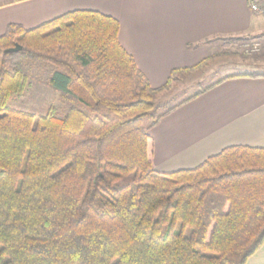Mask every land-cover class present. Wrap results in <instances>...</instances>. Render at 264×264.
Masks as SVG:
<instances>
[{"label":"trees","instance_id":"trees-1","mask_svg":"<svg viewBox=\"0 0 264 264\" xmlns=\"http://www.w3.org/2000/svg\"><path fill=\"white\" fill-rule=\"evenodd\" d=\"M118 31L115 19L79 10L0 36V264H245L264 241V148L229 147L160 173L148 132L216 84L260 74L159 102L185 74L235 55L174 70L155 89ZM35 65L49 71L63 115L9 106Z\"/></svg>","mask_w":264,"mask_h":264},{"label":"crops","instance_id":"crops-1","mask_svg":"<svg viewBox=\"0 0 264 264\" xmlns=\"http://www.w3.org/2000/svg\"><path fill=\"white\" fill-rule=\"evenodd\" d=\"M253 1L0 0V36L10 24L29 30L69 12H97L118 22L120 45L156 89L209 57L211 40L264 33ZM256 74L226 79L162 117L148 132L154 169H193L229 147L264 148V72ZM245 264H264V241Z\"/></svg>","mask_w":264,"mask_h":264},{"label":"rangeland","instance_id":"rangeland-1","mask_svg":"<svg viewBox=\"0 0 264 264\" xmlns=\"http://www.w3.org/2000/svg\"><path fill=\"white\" fill-rule=\"evenodd\" d=\"M257 3L261 9L257 14L264 16V0H258ZM210 44V57L218 53H228L235 56L220 57L211 61L208 67L202 71L185 74V77L173 83L172 87L170 84L168 91L159 96V102L171 101L173 97L175 102L180 101L196 93L199 88L229 74L264 72V33L255 36L244 34L216 38L211 40ZM29 74L30 84L27 92L22 98L12 100L9 106L35 116L44 115L53 106L60 115H63L65 111L58 93L45 85L49 71L41 65H35ZM129 180L130 176L124 178L121 183L124 184Z\"/></svg>","mask_w":264,"mask_h":264},{"label":"built area","instance_id":"built-area-1","mask_svg":"<svg viewBox=\"0 0 264 264\" xmlns=\"http://www.w3.org/2000/svg\"><path fill=\"white\" fill-rule=\"evenodd\" d=\"M258 0H254L253 2H251L250 4V9L251 11L255 12V13H259L261 11L260 7L258 6L257 3Z\"/></svg>","mask_w":264,"mask_h":264},{"label":"water","instance_id":"water-1","mask_svg":"<svg viewBox=\"0 0 264 264\" xmlns=\"http://www.w3.org/2000/svg\"><path fill=\"white\" fill-rule=\"evenodd\" d=\"M20 49H21V48H20L19 46L15 45L14 48L8 49V50L4 51L3 53H4V54H5V53H15V52H17V51L20 50Z\"/></svg>","mask_w":264,"mask_h":264}]
</instances>
